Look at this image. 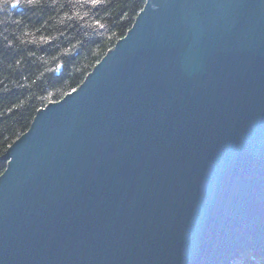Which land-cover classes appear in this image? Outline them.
<instances>
[{
  "label": "water",
  "instance_id": "1",
  "mask_svg": "<svg viewBox=\"0 0 264 264\" xmlns=\"http://www.w3.org/2000/svg\"><path fill=\"white\" fill-rule=\"evenodd\" d=\"M3 159L0 264L264 257V0H145Z\"/></svg>",
  "mask_w": 264,
  "mask_h": 264
},
{
  "label": "trees",
  "instance_id": "2",
  "mask_svg": "<svg viewBox=\"0 0 264 264\" xmlns=\"http://www.w3.org/2000/svg\"><path fill=\"white\" fill-rule=\"evenodd\" d=\"M145 0H0V174L40 108L75 90L126 35ZM232 264H264L242 253Z\"/></svg>",
  "mask_w": 264,
  "mask_h": 264
},
{
  "label": "snow or ice",
  "instance_id": "3",
  "mask_svg": "<svg viewBox=\"0 0 264 264\" xmlns=\"http://www.w3.org/2000/svg\"><path fill=\"white\" fill-rule=\"evenodd\" d=\"M10 2H11V6L15 8L20 5L21 0H10ZM100 2L101 0H91V3L93 5L99 4Z\"/></svg>",
  "mask_w": 264,
  "mask_h": 264
}]
</instances>
